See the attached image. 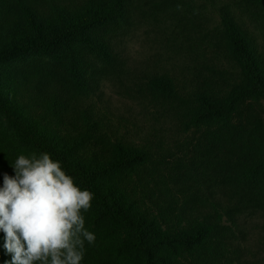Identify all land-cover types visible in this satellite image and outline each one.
<instances>
[{"label": "trees", "instance_id": "16d2710c", "mask_svg": "<svg viewBox=\"0 0 264 264\" xmlns=\"http://www.w3.org/2000/svg\"><path fill=\"white\" fill-rule=\"evenodd\" d=\"M206 1L220 16L208 62L148 84L189 137L174 155L125 140L103 110L99 64L131 0H0V187L21 154L59 161L93 194L81 264H232L215 198L264 197V0Z\"/></svg>", "mask_w": 264, "mask_h": 264}, {"label": "rangeland", "instance_id": "374dc122", "mask_svg": "<svg viewBox=\"0 0 264 264\" xmlns=\"http://www.w3.org/2000/svg\"><path fill=\"white\" fill-rule=\"evenodd\" d=\"M131 3L128 23L112 37L114 60L99 64L103 110L125 140L147 144L155 151L160 144L178 155L189 137L176 132L167 113L170 101L154 94L148 84L160 76L182 84L185 75L190 77L188 67L208 62L206 48L216 45L220 16L206 0ZM220 61L221 68L228 70V64ZM227 78L234 79L233 72ZM178 146L182 147L177 150ZM220 196L215 199L227 209L221 221L225 256L232 264H264V197L255 190L235 192L232 199Z\"/></svg>", "mask_w": 264, "mask_h": 264}, {"label": "clouds", "instance_id": "9594fccd", "mask_svg": "<svg viewBox=\"0 0 264 264\" xmlns=\"http://www.w3.org/2000/svg\"><path fill=\"white\" fill-rule=\"evenodd\" d=\"M11 166L15 176L5 174L0 187V231L12 257L6 264H81L85 241L96 239L81 214L93 194L48 153L21 154Z\"/></svg>", "mask_w": 264, "mask_h": 264}]
</instances>
